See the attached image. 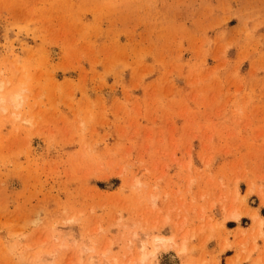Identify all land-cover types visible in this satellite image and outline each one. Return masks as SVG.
Returning <instances> with one entry per match:
<instances>
[{
    "label": "rangeland",
    "instance_id": "obj_1",
    "mask_svg": "<svg viewBox=\"0 0 264 264\" xmlns=\"http://www.w3.org/2000/svg\"><path fill=\"white\" fill-rule=\"evenodd\" d=\"M0 82V264H264V0H0Z\"/></svg>",
    "mask_w": 264,
    "mask_h": 264
},
{
    "label": "bare ground",
    "instance_id": "obj_2",
    "mask_svg": "<svg viewBox=\"0 0 264 264\" xmlns=\"http://www.w3.org/2000/svg\"><path fill=\"white\" fill-rule=\"evenodd\" d=\"M1 83V82H0ZM3 84V83H2ZM1 85V84H0ZM4 85V84H3ZM19 85V84H18ZM15 86V88H16V90H14V89H12V90H10L9 89V87H8V89L7 90H9L8 92L5 90L4 92H6L7 94L6 95H2L1 93H0V103H1V101H6L5 103H11V105H14L13 107L15 108V106H18L19 107V103L22 101H20V91L22 90H19L18 89V87L19 86ZM1 87V86H0ZM3 88V87H2ZM11 88V87H10ZM21 88V87H20ZM1 90V89H0ZM3 92V93H4ZM5 94V93H4ZM5 96H6V98H5ZM8 101V102H7ZM4 103V104H5ZM22 103V102H21ZM3 104V105H4ZM1 105V104H0ZM10 105V104H9ZM232 216L233 217H235V218H237L238 216L235 214V213H233L232 214ZM166 239L167 238H165V237H162V236H159V235H155L152 239H151V241H150V243H151V245L154 247V248H157L159 245H163L164 243H165V241H166ZM154 250V249H153ZM144 253H141L140 254V256H141V259L144 257ZM92 262H90L89 261V264H91Z\"/></svg>",
    "mask_w": 264,
    "mask_h": 264
}]
</instances>
